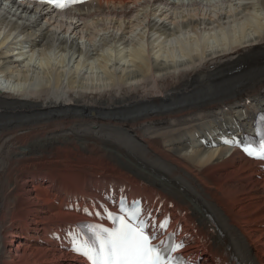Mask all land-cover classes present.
Here are the masks:
<instances>
[{
  "label": "bare ground",
  "instance_id": "1",
  "mask_svg": "<svg viewBox=\"0 0 264 264\" xmlns=\"http://www.w3.org/2000/svg\"><path fill=\"white\" fill-rule=\"evenodd\" d=\"M12 2L0 264H85L62 229L124 195L200 264H264V163L220 140L264 111V0H91L60 15Z\"/></svg>",
  "mask_w": 264,
  "mask_h": 264
},
{
  "label": "snow or ice",
  "instance_id": "2",
  "mask_svg": "<svg viewBox=\"0 0 264 264\" xmlns=\"http://www.w3.org/2000/svg\"><path fill=\"white\" fill-rule=\"evenodd\" d=\"M48 3L58 8L69 7L72 3H79L82 0H47ZM226 144L242 143L233 140H225ZM243 151L250 157L264 161V133L261 134L258 144H243ZM134 207H127L121 198L120 215L108 213L114 227H104L99 224L86 225L91 239L84 238L72 231L68 235L71 238V250L85 257L89 264H181L179 258L172 255L177 249L182 248V243H169L168 239H160L158 243L155 232L151 235L146 231L151 227L164 229L168 225L165 218L157 225L154 218L147 212L141 216V208L138 202H133ZM87 212L88 210L85 209ZM91 214V213H90ZM99 215V213H96Z\"/></svg>",
  "mask_w": 264,
  "mask_h": 264
}]
</instances>
